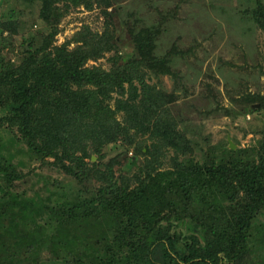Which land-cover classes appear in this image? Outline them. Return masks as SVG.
I'll return each instance as SVG.
<instances>
[{
    "label": "rangeland",
    "instance_id": "1",
    "mask_svg": "<svg viewBox=\"0 0 264 264\" xmlns=\"http://www.w3.org/2000/svg\"><path fill=\"white\" fill-rule=\"evenodd\" d=\"M44 3V0H0V72L7 64L14 68L26 64L30 61L27 53L41 60L40 51L49 41L52 47L69 43L68 51L73 50L75 37L81 38L80 34L87 32L94 34L96 45L103 34L109 33L110 38L101 47L96 46L95 52L100 49L102 57L86 62L82 71L101 69L109 73L114 61L120 65L129 56L134 57L132 31L159 28L154 53L157 59H164L171 73L157 76L156 69L147 68L144 79L170 97L167 105L170 118L189 141L190 151L186 155L179 153L178 162L193 159L197 163H210L228 159L229 150L246 155L257 145L264 131V100L260 101L264 99V30L251 12L256 4L264 5V0H90L78 5L60 0L47 9L52 12L49 21L42 16ZM56 29L58 33L52 40L51 34ZM134 66L143 71L140 62ZM130 80L140 89L137 80L133 77ZM128 81L123 82L125 89L129 87ZM79 88L87 92L97 90L94 85L72 87L75 91ZM125 99L127 95L120 97L114 93L108 106L116 110V101ZM1 110L0 179L4 178V187L0 189V251L6 252L9 263L31 264L23 250V254H14L12 250L19 239L24 243L35 240L46 249L44 259L35 264H81L72 255L67 257L65 246L58 245L56 240L65 235L60 230L66 227V222H61L66 218V198L73 201L99 198L101 191L108 188L112 192L120 186L135 190L143 178L142 172L150 167L147 148L157 142L154 132L148 130L144 134L142 129L133 133L134 130L130 139L117 137L105 143L101 123L90 119L67 151L82 161L69 162L61 159L62 151L56 153L57 157L40 149L29 151L20 135L26 128L18 125L13 131L6 128L14 120L15 111L9 112V104L0 106ZM125 115L122 112L116 115L111 127L115 129L124 123ZM106 130L108 135L110 129ZM160 151L157 148L160 171L171 170L175 151L168 149L164 156H160ZM106 195L109 198L112 194ZM234 200L232 205L223 202V207L226 205L229 211L230 206L239 208L243 195L239 193ZM12 205L17 207L13 210L16 217L7 216ZM35 206V214L31 213L33 221H29ZM156 209L152 216L143 217L140 212L125 216L126 223L133 222V230L124 233L126 242L134 244L144 239L148 232L141 234L138 230L142 226L169 228L183 238L188 233L186 223L204 231L202 224L208 221V217L195 214L191 204L184 210L181 204ZM258 227L263 229L262 233H257ZM253 229L249 253L233 264H264V211L256 217ZM30 235L32 240H23ZM131 236L133 239H129ZM55 245L58 251L53 249ZM128 247L124 246L122 255L126 261Z\"/></svg>",
    "mask_w": 264,
    "mask_h": 264
},
{
    "label": "trees",
    "instance_id": "2",
    "mask_svg": "<svg viewBox=\"0 0 264 264\" xmlns=\"http://www.w3.org/2000/svg\"><path fill=\"white\" fill-rule=\"evenodd\" d=\"M44 1L42 16L49 21L52 12L47 9L60 0ZM66 1L78 5L90 0ZM251 16L264 30V5L256 4ZM159 30L151 27L132 31L134 57L129 56L120 65L114 61L109 73L101 69L82 71L86 62L102 57L100 49L95 52L96 46L101 47L104 40L107 43L110 38V34L105 33L96 45L94 34L87 32L80 34L81 38L75 37L73 50L68 51L69 43L52 47L49 41L40 51L41 60L26 52L30 61L19 68L4 65L0 72V106L9 104V112L15 111L14 120L6 128L13 131L16 125L24 126L26 129L19 132L29 151L40 149L52 157L62 151L61 159L78 162L80 158L67 151L71 150L72 139L83 132L87 121L93 118L101 123L105 143L117 137L125 141L130 139V132L142 129L144 134L148 130L154 132L157 138V142L147 148L150 167L142 172L143 178L135 190L128 191L120 186L112 192L108 188L101 191L99 198L91 196L88 200L77 201L66 198V218L61 219L66 227L60 230L65 235L56 240L65 246L67 257L72 255L81 264H88V261L92 264H233L249 253L256 217L264 211V131L257 145L246 155L229 150L228 159L210 163H197L193 159L178 162L179 153L186 155L190 151L189 141L170 118L167 110L170 97L144 79L147 68L156 69L157 76L171 73L164 59H157L154 53ZM57 33L56 29L50 38L54 40ZM135 62L142 64L143 71L135 69ZM132 77L138 81L140 89L130 80ZM124 81L129 83L127 89ZM74 84L94 85L97 90L87 92L79 88L75 91ZM114 93L128 98L117 100L116 110L108 106ZM121 112L126 114L124 123L113 129L110 122ZM17 120L22 122L18 124ZM107 128L110 129L108 135ZM159 147L160 156L166 155L168 149L175 151L171 170L160 171L162 164L156 152ZM107 193L112 195L108 198ZM239 193L243 195L239 208L230 206L229 211L226 205L223 207V202L227 201L232 205ZM179 204L183 210L191 204L195 214L208 217V221H204L207 224H202L204 231L186 223L190 235L181 238L169 228L149 223L150 226L138 230L141 234L148 232L144 239L134 244L126 242L124 233L133 230V222L126 223L125 216L132 217L138 212L143 217L152 216L158 206L169 209ZM15 208L12 205L7 216L16 217ZM35 208L30 212L29 221H33L31 216ZM256 231L262 233L263 229L258 227ZM28 238L32 240L33 236L23 240ZM129 239H133L132 236ZM126 244L129 246L127 261L122 259Z\"/></svg>",
    "mask_w": 264,
    "mask_h": 264
},
{
    "label": "flooded vegetation",
    "instance_id": "3",
    "mask_svg": "<svg viewBox=\"0 0 264 264\" xmlns=\"http://www.w3.org/2000/svg\"><path fill=\"white\" fill-rule=\"evenodd\" d=\"M3 179H0V189H1V186L4 187L3 185ZM5 218V217H4ZM2 222V220H0ZM1 232V231H0ZM188 232V231H187ZM189 233V232H188ZM188 233L187 235L185 236H188ZM190 235V234H189ZM182 238V237H181ZM1 239V238H0ZM4 239V238H3ZM5 240V239H4ZM2 242V240H0V243ZM45 244V242H43ZM58 245L59 244V241H58ZM24 246V247H23ZM54 246H52L53 248ZM32 248V250H31ZM51 248V249H52ZM57 246L55 245V247L53 249H56ZM22 250L24 251V253L26 254L27 258L26 260H28V262L30 263V261H32L31 264H35V262H39L40 260L44 259L42 254L44 253V251L46 250L45 248H42L41 244L39 245V242H35V241H30V242H27V243H24L22 240H18L16 242V248H14L12 250V253H20V254H23L22 253ZM57 250V249H56ZM58 251V250H57ZM6 255V252H3V251H0V258L3 259V260H0V264H13V263H9L8 262V257L5 256ZM6 257V259H5ZM32 258L35 260L33 261ZM21 259L19 260H16L17 262L20 261ZM11 261V260H10ZM16 264V262H15Z\"/></svg>",
    "mask_w": 264,
    "mask_h": 264
},
{
    "label": "water",
    "instance_id": "4",
    "mask_svg": "<svg viewBox=\"0 0 264 264\" xmlns=\"http://www.w3.org/2000/svg\"><path fill=\"white\" fill-rule=\"evenodd\" d=\"M2 112H3V110L0 111V113H2ZM231 148L235 149L234 145H231Z\"/></svg>",
    "mask_w": 264,
    "mask_h": 264
}]
</instances>
